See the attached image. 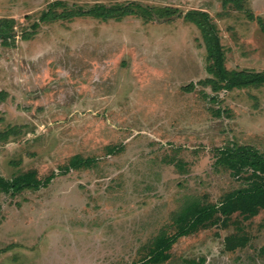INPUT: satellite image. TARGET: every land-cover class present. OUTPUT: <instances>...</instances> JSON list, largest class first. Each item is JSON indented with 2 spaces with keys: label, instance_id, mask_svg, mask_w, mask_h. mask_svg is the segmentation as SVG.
Instances as JSON below:
<instances>
[{
  "label": "rangeland",
  "instance_id": "1",
  "mask_svg": "<svg viewBox=\"0 0 264 264\" xmlns=\"http://www.w3.org/2000/svg\"><path fill=\"white\" fill-rule=\"evenodd\" d=\"M95 5L177 14L80 13ZM192 10L215 24L228 70L264 71V0H0V177L53 174L0 192V264H142L188 201L218 203L243 185L215 165L216 149L264 153V85L205 83ZM73 158L87 163L70 168ZM231 219L244 247L226 250L235 226L216 225L180 238L161 264H264V212Z\"/></svg>",
  "mask_w": 264,
  "mask_h": 264
},
{
  "label": "trees",
  "instance_id": "2",
  "mask_svg": "<svg viewBox=\"0 0 264 264\" xmlns=\"http://www.w3.org/2000/svg\"><path fill=\"white\" fill-rule=\"evenodd\" d=\"M133 7L137 11L128 6L95 5L80 11V13L101 19L139 13L148 21L153 20L155 16L170 18L177 14V10L170 7H145L144 9L140 5ZM60 15L67 17V14L60 13L57 14V18ZM41 17L42 19H54V15L51 16L48 12ZM185 17L192 21L202 34L207 53V72L210 74L205 83L209 84L214 92L264 85V71L228 70L225 67L224 51L217 34V28L206 12L192 10L187 12ZM258 22L261 32L264 34V21L258 18ZM12 27L10 24L8 29L10 30ZM8 29L1 31V34L7 35ZM218 113L216 112V114ZM216 150L218 153L215 165L229 170L232 176L242 179L243 185L226 192L218 203H203L198 199L188 201L182 209L173 215L170 232L161 231L151 240L146 248V254L142 257V264H161L169 260L170 250L180 238L216 225L227 227L231 223L235 226V232L225 238L226 250L233 251L247 244L248 238L242 234L240 223L231 218L237 214L243 219H250L259 212H264V153L250 146L235 147L233 145ZM72 160L76 162L75 167L69 165L73 169L81 168L87 163V160L81 158ZM52 178L53 174H50L44 180H40L35 177L33 171L24 172L10 179L0 177V192L16 195L26 189L36 190L40 186H46Z\"/></svg>",
  "mask_w": 264,
  "mask_h": 264
}]
</instances>
